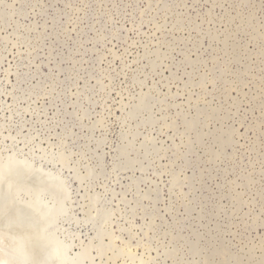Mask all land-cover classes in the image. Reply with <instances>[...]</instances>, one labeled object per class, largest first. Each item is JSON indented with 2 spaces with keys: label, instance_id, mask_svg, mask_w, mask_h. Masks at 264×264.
Masks as SVG:
<instances>
[{
  "label": "rangeland",
  "instance_id": "1",
  "mask_svg": "<svg viewBox=\"0 0 264 264\" xmlns=\"http://www.w3.org/2000/svg\"><path fill=\"white\" fill-rule=\"evenodd\" d=\"M0 186L28 264H264V0H0Z\"/></svg>",
  "mask_w": 264,
  "mask_h": 264
},
{
  "label": "bare ground",
  "instance_id": "2",
  "mask_svg": "<svg viewBox=\"0 0 264 264\" xmlns=\"http://www.w3.org/2000/svg\"><path fill=\"white\" fill-rule=\"evenodd\" d=\"M19 163V162H18ZM12 166V165H11ZM10 166V169L12 168ZM15 166V167H14ZM18 167V168H17ZM9 168V167H8ZM13 168H17V169H19V168H21V166H20V164H19V166H18V164H17V166H16V164H13ZM12 170V169H11ZM11 170H10V172H11ZM19 171V170H18ZM17 171V172H18ZM16 172V171H15ZM14 172V173H15ZM8 173V172H7ZM12 174H13V171L11 172ZM10 174V173H9ZM6 176V175H5ZM24 177V176H23ZM26 179V178H25ZM23 180V179H22ZM2 186H0V194H1V192H5V193H7V191H9V187L6 189V188H1ZM2 195V194H1ZM17 206V205H16ZM20 207V206H19ZM22 207V209H23V213H21L20 214V216L18 217V219L19 220H17L18 222H16L15 224H13V225H16L17 224V226H21V227H23L22 225H24V223H26L25 225L26 226H28V229H30L31 230V228H32V226H36L37 224L34 222V219L33 218H30L31 216L29 215L31 212H29L28 211V209L27 208H23V206H21ZM16 208V207H15ZM2 212V211H1ZM22 212V211H21ZM17 213V212H16ZM35 213V212H34ZM33 213V214H34ZM23 214V215H22ZM26 214H28L29 216L27 217V215ZM32 215V214H31ZM24 216H25V218L27 219V222L25 221V219H24ZM33 216V215H32ZM36 217H37V215H36ZM35 217V218H36ZM40 217V216H39ZM9 219V218H8ZM37 219H39V218H37ZM4 220V219H3ZM23 220L25 221V222H23ZM36 220V219H35ZM5 221V220H4ZM13 221V220H12ZM23 222V223H22ZM38 222V221H37ZM35 224V225H34ZM12 225V224H11ZM24 225V226H25ZM19 226V227H20ZM31 226V227H30ZM6 227V226H5ZM12 227V226H11ZM7 228V227H6ZM8 228H10V227H8ZM8 228L7 229H0V264H28V260H25L24 258H22V257H20L19 256V253L17 252L18 250H19V248L17 249V245L16 246H14V244L15 243H13L14 242V238L13 239H11L10 238V236L8 235V234H11L12 235V233H9L7 230H8ZM13 228H14V226H13ZM26 228V227H25ZM36 229H38L37 227H35ZM23 229H24V227H23ZM28 229H26V230H28ZM39 230V229H38ZM24 231V230H23ZM35 231V230H34ZM19 232V231H18ZM31 232V231H30ZM36 232V231H35ZM23 235V234H22ZM15 242H17V240L15 241ZM17 244V243H16ZM36 244V243H35ZM35 244H34V246H35ZM20 245V244H19ZM19 245H18V247H19ZM5 246H6V248H5ZM7 247H9L10 249L9 250H7ZM39 247V246H38ZM37 248V247H36ZM39 250V249H38ZM37 250V251H38ZM55 251V250H54ZM56 252V251H55ZM48 254V256L49 257H47L46 258V261L47 262H49V261H57V262H60V258H59V256H58V254H56V253H52V254H50L49 252H47V253H45L44 255H47ZM29 258V257H28ZM49 260V261H48ZM63 260V259H62ZM54 263V262H53ZM31 264V263H30ZM58 264V263H57Z\"/></svg>",
  "mask_w": 264,
  "mask_h": 264
}]
</instances>
